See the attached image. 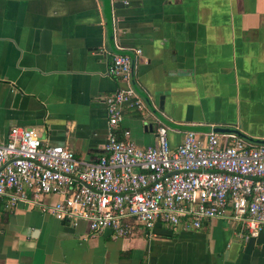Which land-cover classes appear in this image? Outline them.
Listing matches in <instances>:
<instances>
[{
    "label": "crops",
    "instance_id": "0c3cea01",
    "mask_svg": "<svg viewBox=\"0 0 264 264\" xmlns=\"http://www.w3.org/2000/svg\"><path fill=\"white\" fill-rule=\"evenodd\" d=\"M108 1L112 13L106 0H0V140L14 126L35 127L44 143L98 158L105 98L129 85L108 71L116 49H141L131 85L146 104L123 105L120 136L129 131L148 146L164 125L172 146L192 126L264 139V0ZM19 89L30 96L24 106L14 105ZM0 264H264V231L245 241L237 223L213 218L200 228L157 222L115 237L92 234L86 220L0 200Z\"/></svg>",
    "mask_w": 264,
    "mask_h": 264
},
{
    "label": "built area",
    "instance_id": "2783aa9c",
    "mask_svg": "<svg viewBox=\"0 0 264 264\" xmlns=\"http://www.w3.org/2000/svg\"><path fill=\"white\" fill-rule=\"evenodd\" d=\"M112 3L115 0H111ZM134 58L115 53L108 71L129 85L107 95V138L95 160L79 158L64 145L42 141L38 128L14 126L0 140V200L38 206L57 219L86 220L92 234L132 235L136 226L162 222L173 228H200L207 220H232L246 241L264 231V143L237 130L186 131L172 146L168 129H156V141L140 146L119 127L123 105L140 109L131 80ZM55 195L54 202L46 201Z\"/></svg>",
    "mask_w": 264,
    "mask_h": 264
},
{
    "label": "water",
    "instance_id": "95a60500",
    "mask_svg": "<svg viewBox=\"0 0 264 264\" xmlns=\"http://www.w3.org/2000/svg\"><path fill=\"white\" fill-rule=\"evenodd\" d=\"M106 3L108 4V7L106 8V11L109 13H112V6H110V3L108 0H106ZM116 6H118V3H115ZM110 21H111V35H112V41H117V37H114V31H115V18L112 19V17H110ZM44 39V43H43V47L45 50H47L48 48V44H49V40L47 41V37H43ZM117 53H121V54H129L130 56H132L134 58L135 55H133L132 53H126L124 50L121 49H116ZM134 66H135V62H133V71H134ZM30 99V96L27 95L26 93H24L21 89L17 90L14 93V105L20 104L21 106H24L25 103ZM146 103L148 104V108L150 109V111L153 114H158L159 112L157 111V108L154 106L153 101L150 99L149 96H146L145 98ZM162 107V106H161ZM187 131H197L199 130L200 127H185ZM209 132L213 131V132H223V131H229V129H224L221 127H214V128H210L208 130ZM253 141L258 142V143H264V139H254Z\"/></svg>",
    "mask_w": 264,
    "mask_h": 264
}]
</instances>
